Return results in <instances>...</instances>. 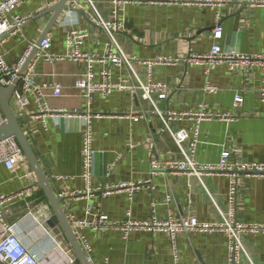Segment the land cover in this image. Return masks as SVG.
<instances>
[{
	"label": "crops",
	"instance_id": "obj_1",
	"mask_svg": "<svg viewBox=\"0 0 264 264\" xmlns=\"http://www.w3.org/2000/svg\"><path fill=\"white\" fill-rule=\"evenodd\" d=\"M113 1L68 0V9L48 33L52 53L66 54L68 34L83 30L87 37L81 51L104 55L110 37L92 19L99 15L105 21L114 20ZM58 2L27 0L16 10V14L32 18L22 31L11 33L2 43L9 65H16L29 47L38 42L53 16L44 15L45 11ZM117 18L126 24V31L114 33L124 54L139 60L162 56L179 61L154 68V80L168 86L165 100L155 99L152 103L143 100L138 91H126L114 92L106 99L94 94L89 102L76 85L87 66L68 60L41 61L37 65L39 83L62 86L60 97L45 90L48 108L62 112L48 118L46 126L35 119L37 107L33 101L20 108L12 97V109L22 117L20 126L50 178L53 192L63 198L67 218H83L90 205L94 213L118 223L126 222L130 212L134 221L152 217L166 220L172 214L177 218L195 217L207 224L230 221L233 225H264V177L240 174L233 206L231 180L225 174L159 171L152 175L151 168L152 161L184 160L173 137L181 130L189 135L185 148L196 143L194 160L202 166L217 164L225 150L231 153V161L264 162V61L251 60L234 69L226 63L206 67L189 62L194 55L205 56L217 44L224 51L264 56V6L247 0H228L214 8L130 3L118 12ZM217 24L223 28L220 40L213 36ZM103 68L101 64L95 67L97 81L102 80ZM109 68L114 81L125 79L135 83L126 66ZM133 70L140 80L147 79L144 66L134 62ZM208 83L217 88L216 94L204 91ZM236 96L244 99L237 108ZM198 111L207 115L227 114L229 119L198 122L196 117H172L173 113L179 116ZM78 115L94 117L96 155L90 186L82 176V133L86 120ZM121 185L126 188L103 196L108 186ZM131 186L137 188L132 198L127 191ZM78 192L83 195L76 196ZM0 196L12 197L4 208L6 220L40 264H80L63 229L55 222L54 211L26 157L13 170L0 160ZM81 234L92 248L90 264H229L230 241L225 233L180 234L177 261L169 236L164 233L137 231L125 237L120 231L86 228ZM239 239L244 247L240 264H264V235L242 232Z\"/></svg>",
	"mask_w": 264,
	"mask_h": 264
},
{
	"label": "built area",
	"instance_id": "obj_2",
	"mask_svg": "<svg viewBox=\"0 0 264 264\" xmlns=\"http://www.w3.org/2000/svg\"><path fill=\"white\" fill-rule=\"evenodd\" d=\"M27 0H0V85L4 88L13 85L14 81L18 79L20 87L16 86L13 93L14 103L20 108H26L31 105L32 101L37 107L35 119L46 126L48 118L62 115V112L51 110L46 105L45 90L50 89L52 95L60 97L62 95V86L60 84H41L36 78V68L39 62L45 61L54 63L60 60H68L77 63H85L87 70L83 77L76 83L77 87L84 91L85 97L89 102L92 101L94 94H100L104 99L111 96L114 92H140L143 100L154 103L155 99L165 100L168 96V86L161 82L154 80V68L158 66H171L178 63V60L173 58L157 57L153 60H139L136 57H129L122 52L115 41L114 33L126 31L125 21L117 18L118 12L122 10L127 4H185L196 5L200 7L214 8L216 6H223L228 0H114V13L116 18L114 20L105 21L101 16L96 15L92 22L101 26L103 30L110 37V45L108 51L102 55H90L81 51V46L87 37V33L83 30H72L68 34L67 48L68 51L64 55H56L52 53V40L49 36L38 46L37 52L33 59L28 64L24 72L20 75L28 57L30 56L35 44L31 45L25 52L20 61L11 66L6 62L2 50V43L6 40L11 33L20 32L30 22L31 16H23L16 14V10L21 8ZM251 4L264 6L263 0H247ZM219 20V16H218ZM213 36L216 40H220L223 36V28L217 24L213 30ZM251 60L264 61V56H247L241 55L234 51H224L221 46L214 45L210 52L205 56H192L189 60L194 65H203L206 67L215 66L220 63H226L232 69L240 64L249 63ZM144 66L147 69V79L142 81L133 70V63ZM97 64L104 66L101 71V81H97L95 67ZM109 65L121 67L126 66L133 74L135 83L128 80L120 79L114 81L112 72ZM204 91L207 94H216L217 88L208 83ZM244 102L242 96H236L234 100V107H240ZM71 116L72 114H68ZM173 113L172 117H196L198 122L204 119H229L227 114H205L203 112L196 113ZM80 118L86 120V126L82 133V162H83V178L91 185L94 177V160L96 152L94 150V130L92 126L93 116L78 115ZM136 121L138 118L134 115L130 116ZM6 119L0 111V126L5 124ZM198 130H196L197 134ZM176 144L180 148L184 160L168 161L160 163L152 161V175L159 171H172V172H190L200 174L201 172H216L225 174L231 180V194L232 205H235V193L237 189V179L240 174L252 176L256 178L264 177V162H240L231 161V153L224 151L221 154L220 160L213 166H202L194 160L196 143L190 144L185 148V143L189 135L181 130L173 134ZM25 158L22 149L16 143V140L8 138L0 142V160L4 162L6 167L10 170L16 168V165L23 161ZM125 189V185L118 188L109 187L103 193L104 197L112 194L116 189ZM130 198L137 190L135 186L128 187ZM82 192H78L76 196H82ZM12 197L0 196V264H40L38 258L28 250L20 238L17 236L14 226L9 224L5 217V205L11 200ZM171 199V198H169ZM128 219L124 223H118L111 220L108 216L103 214H96L93 212L92 206H88L83 218H76L71 216L69 222L72 229L79 240L88 262H91L92 248L88 239L81 234V231L89 228L95 231H120L127 237L131 232L144 231L148 233H164L169 236L172 254L177 261L179 258L178 236L182 233H202L214 234L225 233L227 234L229 244V264H240L241 253L244 251L242 242L239 239V234L242 232H251L255 234L264 235V225H233L230 221L223 224H207L200 222L195 217H174L172 214L166 220H159L152 217L146 221H134L131 219V213L127 214ZM74 263V261H72ZM103 264H109L104 262Z\"/></svg>",
	"mask_w": 264,
	"mask_h": 264
},
{
	"label": "water",
	"instance_id": "obj_3",
	"mask_svg": "<svg viewBox=\"0 0 264 264\" xmlns=\"http://www.w3.org/2000/svg\"><path fill=\"white\" fill-rule=\"evenodd\" d=\"M68 0H59L57 4L48 8L45 14L52 13L53 16L41 35L38 42L35 44L30 56L28 57L23 69L20 72V75L24 72L28 64L33 59L35 53L37 52L38 46L44 40L45 37L48 36V33L60 15L68 9L67 6ZM18 79H16L10 87L4 88L0 85V107L2 109V113L6 119L5 124L0 126V140H5L8 138H12L17 141L19 147L22 149L25 157L30 163L33 172L37 178L38 185L41 186L43 192L45 193L53 211H54V220L57 224L61 226L63 232L68 239L77 259L80 264H90L87 260L86 254L77 239L72 226L62 208L63 198L58 197L52 190L50 184V178L44 173L37 156L32 149L27 137L25 136L21 126L20 120L21 116L17 115L11 106V101L13 97V93L15 91L16 86L18 85Z\"/></svg>",
	"mask_w": 264,
	"mask_h": 264
}]
</instances>
